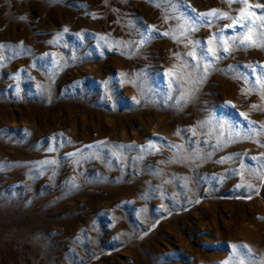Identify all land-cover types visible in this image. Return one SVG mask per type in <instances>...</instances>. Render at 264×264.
Instances as JSON below:
<instances>
[{
  "label": "rangeland",
  "instance_id": "rangeland-1",
  "mask_svg": "<svg viewBox=\"0 0 264 264\" xmlns=\"http://www.w3.org/2000/svg\"><path fill=\"white\" fill-rule=\"evenodd\" d=\"M0 264H264V0H0Z\"/></svg>",
  "mask_w": 264,
  "mask_h": 264
},
{
  "label": "snow or ice",
  "instance_id": "snow-or-ice-1",
  "mask_svg": "<svg viewBox=\"0 0 264 264\" xmlns=\"http://www.w3.org/2000/svg\"><path fill=\"white\" fill-rule=\"evenodd\" d=\"M257 7H261L260 5H257Z\"/></svg>",
  "mask_w": 264,
  "mask_h": 264
}]
</instances>
